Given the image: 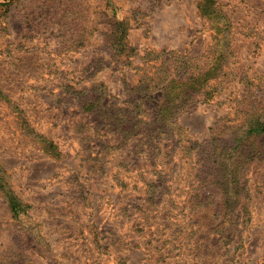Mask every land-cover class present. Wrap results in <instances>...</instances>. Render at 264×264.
I'll use <instances>...</instances> for the list:
<instances>
[{
  "label": "rangeland",
  "instance_id": "1",
  "mask_svg": "<svg viewBox=\"0 0 264 264\" xmlns=\"http://www.w3.org/2000/svg\"><path fill=\"white\" fill-rule=\"evenodd\" d=\"M217 1L233 24L226 79L163 99L180 66L216 57L200 0H0V264H264V136L233 212L209 174L215 135L264 110V0ZM174 103L179 131H150ZM84 110H134L138 134ZM7 189L28 206L18 218Z\"/></svg>",
  "mask_w": 264,
  "mask_h": 264
},
{
  "label": "trees",
  "instance_id": "2",
  "mask_svg": "<svg viewBox=\"0 0 264 264\" xmlns=\"http://www.w3.org/2000/svg\"><path fill=\"white\" fill-rule=\"evenodd\" d=\"M198 10L200 15L210 23L213 32L212 36L215 41L213 48L217 51L216 57L212 58L211 64L205 68L200 67L199 64L195 66L190 61L187 70H185V65L180 66L184 72H181L177 77L171 78L163 88H160L163 99L166 97L172 99L175 97H188L191 92L207 91L208 93V89H217L230 71L231 66L228 63L229 54L234 52L232 45L233 24L231 19L219 6L217 0H200ZM121 26L123 25L121 24ZM125 31L123 28L120 34L121 40L126 38ZM155 79V77L150 78V85L153 89L159 88V84L155 82ZM172 85L176 88H171L170 86ZM88 105L95 108V104L91 102ZM176 107L178 105L174 103L171 107L166 105L163 108L165 110H156V118L151 126L148 127L149 130H164L166 127L164 130L166 134H170L169 131L172 130L175 132L179 131L181 127L178 125V117L183 110H174ZM84 111L92 116L97 115L99 117L103 115L105 122L111 128H114L121 134H125V136L128 132L135 135L138 134L139 121L133 116L134 110L120 111V115H113L114 113L109 115L111 110ZM228 125L231 133L227 139L219 140L218 136L215 135L214 142H217L218 148L214 155H216L217 159L214 161L209 174L212 176L214 184L219 187L222 193L225 210L233 212L237 205L234 204V200L243 189V185L238 179L239 168L245 160L249 159L252 150L249 151L250 154L247 153L245 156L243 154L248 151L247 148L251 149L253 147L252 139L264 136V110H237L236 117L230 118ZM42 145H44L42 146L43 150L51 156H59V152L52 141L42 138ZM4 191L9 210L13 217L18 218L22 213H26L28 206L21 202L14 191L11 189Z\"/></svg>",
  "mask_w": 264,
  "mask_h": 264
}]
</instances>
